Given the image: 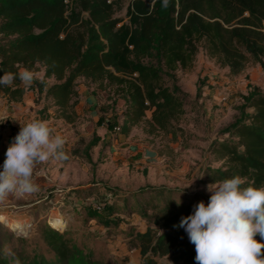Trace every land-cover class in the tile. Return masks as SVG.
Wrapping results in <instances>:
<instances>
[{
	"label": "trees",
	"instance_id": "obj_1",
	"mask_svg": "<svg viewBox=\"0 0 264 264\" xmlns=\"http://www.w3.org/2000/svg\"><path fill=\"white\" fill-rule=\"evenodd\" d=\"M115 4L0 0V87L10 100L20 101L26 92L20 85L23 70L42 67L38 93L52 98L57 118L78 119V79L83 77L125 101L120 133L128 135L146 121L152 132L178 140L185 135L179 125L184 100L164 83L157 61L169 72L188 68L204 41L207 54L232 74L243 72L250 58L264 72V0H131L129 23L115 16ZM49 79L56 82L48 85ZM243 98L242 117L226 129L229 139L214 147L221 166L205 171L207 182L239 175L242 186H264V91L254 87ZM135 196L134 209L146 223L134 234L138 264H161L163 258L195 264L194 245L173 225L191 214L201 194L180 196L179 206L175 189L141 190ZM116 208L113 204L109 214ZM88 214L105 226L113 220L97 211ZM79 228L43 223L29 235L11 229L0 233V264H111Z\"/></svg>",
	"mask_w": 264,
	"mask_h": 264
},
{
	"label": "rangeland",
	"instance_id": "obj_2",
	"mask_svg": "<svg viewBox=\"0 0 264 264\" xmlns=\"http://www.w3.org/2000/svg\"><path fill=\"white\" fill-rule=\"evenodd\" d=\"M130 2L116 0L115 4V16L126 23L130 22ZM156 65L163 71L164 83L184 100L185 114L179 125L185 135L178 140L152 132L146 121L128 135L120 133L125 101L113 89H100L83 77L78 79L79 116L73 123L57 118V108L46 91L38 93V82L44 79L42 67L29 71L30 83L20 82L26 88L20 101L10 100L0 87V164L11 139L31 121L46 122L52 137L65 140L60 150L64 159L50 156L35 164L33 182L38 191L9 192L0 198V218L7 217L0 219V233L11 229L29 235L43 223L62 229L79 225V231L91 239L90 245L98 253L106 255L107 262L138 264L140 252L134 247V234L144 231L146 223L134 209L135 194L166 188L179 195L185 189L182 197L199 193L207 203L211 194L207 187L213 183L206 181L205 171L221 166L214 147L229 139L226 129L242 117L243 97L254 87L264 91V72L250 58L243 72L232 74L207 54L204 41L188 68L169 72L158 61ZM113 204L117 208L109 214ZM89 211L113 220L106 226L97 224L89 220ZM159 262L170 264L164 258Z\"/></svg>",
	"mask_w": 264,
	"mask_h": 264
},
{
	"label": "clouds",
	"instance_id": "obj_3",
	"mask_svg": "<svg viewBox=\"0 0 264 264\" xmlns=\"http://www.w3.org/2000/svg\"><path fill=\"white\" fill-rule=\"evenodd\" d=\"M20 79L30 83L32 75L26 71ZM64 143L61 136H51L44 121L21 126L0 164V198L9 192L38 191L33 182L35 164L50 156L64 159L60 151ZM244 183L235 175L208 185L211 194L207 203L197 202L191 214L181 216L173 225L182 228L194 245L195 264H264V186H242ZM183 191L174 199L177 206ZM257 235L260 240L254 238Z\"/></svg>",
	"mask_w": 264,
	"mask_h": 264
},
{
	"label": "bare ground",
	"instance_id": "obj_4",
	"mask_svg": "<svg viewBox=\"0 0 264 264\" xmlns=\"http://www.w3.org/2000/svg\"><path fill=\"white\" fill-rule=\"evenodd\" d=\"M7 217H5V215H1V218L0 219H6Z\"/></svg>",
	"mask_w": 264,
	"mask_h": 264
},
{
	"label": "crops",
	"instance_id": "obj_5",
	"mask_svg": "<svg viewBox=\"0 0 264 264\" xmlns=\"http://www.w3.org/2000/svg\"><path fill=\"white\" fill-rule=\"evenodd\" d=\"M80 92V91H79Z\"/></svg>",
	"mask_w": 264,
	"mask_h": 264
}]
</instances>
